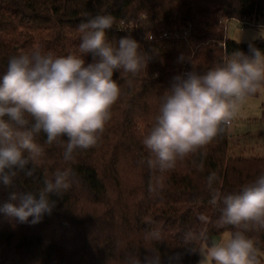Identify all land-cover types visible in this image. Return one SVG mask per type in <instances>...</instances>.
Masks as SVG:
<instances>
[{
    "label": "trees",
    "instance_id": "16d2710c",
    "mask_svg": "<svg viewBox=\"0 0 264 264\" xmlns=\"http://www.w3.org/2000/svg\"><path fill=\"white\" fill-rule=\"evenodd\" d=\"M98 14L113 17L107 30L113 46L129 36L140 44L150 58L147 68L136 77L114 72L122 95L98 146L77 151L74 161L65 162L63 147L46 144L41 133L36 142L44 154L36 177L21 174L10 188L0 184L2 204L12 192L38 191L58 170L73 174L70 188L51 197L56 207L39 223L0 214V264H130L153 250L162 264L173 252L183 253L178 264H196L199 248L211 238L240 230L219 226L222 205L210 203L207 177L215 172L219 181L213 187L227 195L264 174V155H229L227 129L164 173L163 191L153 196L149 185L160 173L148 166L150 154L142 143L174 76L193 68L206 73L236 50L251 55L249 44L228 40L217 21L247 19L264 28V0H0V76L21 52L78 53L79 25ZM251 44L264 52V40ZM84 59L92 62L91 55ZM260 121L264 125V111ZM201 214L207 222L199 219ZM157 229L161 239H148ZM189 232L197 238L185 240ZM201 233L208 240L199 238ZM245 235L264 254V229L253 227Z\"/></svg>",
    "mask_w": 264,
    "mask_h": 264
},
{
    "label": "clouds",
    "instance_id": "9594fccd",
    "mask_svg": "<svg viewBox=\"0 0 264 264\" xmlns=\"http://www.w3.org/2000/svg\"><path fill=\"white\" fill-rule=\"evenodd\" d=\"M113 23L109 14L82 22L78 53L54 56L35 48L9 59L6 72L0 76V184L5 188L12 187L21 174L36 177L44 154L36 142L41 133L46 144L63 147L65 162L74 161L77 151L100 143L112 108L122 95L114 72L136 77L150 59L130 36L113 46L107 39ZM259 38L264 39V31ZM249 51L251 55L234 51L222 65L206 73L193 68L172 78L155 123L142 141L150 154L148 166L160 173L149 185L150 195L159 196L164 188L163 174L222 135L248 98L264 90V52L251 43ZM88 55L92 62L86 64L84 57ZM127 83L131 86L132 80ZM72 175L70 169L58 170L53 178L44 179L38 191L10 193L9 200L0 204V214L20 223H39L56 207L51 197L70 188ZM218 181L215 172L207 177L210 203L222 205L218 224L240 230L224 239L212 238L200 249L199 264H261L264 254L245 232L253 227L264 229V174L227 195L213 187ZM199 219L207 222L208 218L201 214ZM147 238L159 241L161 233L153 230ZM196 238L191 232L185 236V240ZM199 238L208 240L204 233ZM182 255L171 253L168 264H178ZM130 264H162V258L153 250L142 262L133 258Z\"/></svg>",
    "mask_w": 264,
    "mask_h": 264
},
{
    "label": "rangeland",
    "instance_id": "374dc122",
    "mask_svg": "<svg viewBox=\"0 0 264 264\" xmlns=\"http://www.w3.org/2000/svg\"><path fill=\"white\" fill-rule=\"evenodd\" d=\"M219 20L217 21L218 25H220L225 37L230 41L237 44L248 45L264 40L259 38V33L261 30L264 31V28L256 27L251 24L252 26H245L243 29H240L236 20L228 19L225 21V19H221L223 25L219 24ZM217 46L223 49L221 45ZM262 111H264V90L258 92L256 96L248 98L234 118L232 126L228 128L230 135L229 155L231 157H261L264 155V139H262L264 125H262L260 121ZM228 236V233H224L218 238L224 239ZM205 246L206 244L202 245L199 251ZM199 251L196 264H199L202 258ZM261 264H264V256H261Z\"/></svg>",
    "mask_w": 264,
    "mask_h": 264
},
{
    "label": "built area",
    "instance_id": "2783aa9c",
    "mask_svg": "<svg viewBox=\"0 0 264 264\" xmlns=\"http://www.w3.org/2000/svg\"><path fill=\"white\" fill-rule=\"evenodd\" d=\"M232 20H234V19H232ZM236 22L238 23L240 29H243L245 26H252L247 19L236 20ZM219 24L223 25V21L219 20Z\"/></svg>",
    "mask_w": 264,
    "mask_h": 264
},
{
    "label": "water",
    "instance_id": "95a60500",
    "mask_svg": "<svg viewBox=\"0 0 264 264\" xmlns=\"http://www.w3.org/2000/svg\"><path fill=\"white\" fill-rule=\"evenodd\" d=\"M213 238L219 239L218 237H213ZM211 239H212V238H211Z\"/></svg>",
    "mask_w": 264,
    "mask_h": 264
},
{
    "label": "crops",
    "instance_id": "0c3cea01",
    "mask_svg": "<svg viewBox=\"0 0 264 264\" xmlns=\"http://www.w3.org/2000/svg\"><path fill=\"white\" fill-rule=\"evenodd\" d=\"M229 137H230V135H229Z\"/></svg>",
    "mask_w": 264,
    "mask_h": 264
}]
</instances>
